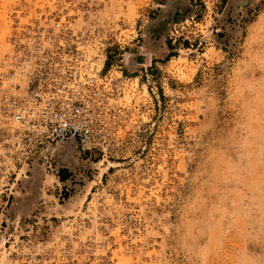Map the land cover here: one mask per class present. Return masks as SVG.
<instances>
[{
	"label": "rangeland",
	"instance_id": "1",
	"mask_svg": "<svg viewBox=\"0 0 264 264\" xmlns=\"http://www.w3.org/2000/svg\"><path fill=\"white\" fill-rule=\"evenodd\" d=\"M13 42H88L108 147L0 119V264H264V0H0Z\"/></svg>",
	"mask_w": 264,
	"mask_h": 264
},
{
	"label": "built area",
	"instance_id": "2",
	"mask_svg": "<svg viewBox=\"0 0 264 264\" xmlns=\"http://www.w3.org/2000/svg\"><path fill=\"white\" fill-rule=\"evenodd\" d=\"M87 43H12L0 72V119L18 125L28 152L72 143L87 158L106 155L107 135L95 114L107 107L98 84L104 60L89 57Z\"/></svg>",
	"mask_w": 264,
	"mask_h": 264
}]
</instances>
